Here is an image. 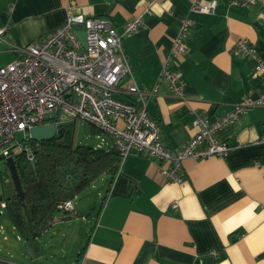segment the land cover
I'll list each match as a JSON object with an SVG mask.
<instances>
[{
  "label": "crops",
  "instance_id": "0c3cea01",
  "mask_svg": "<svg viewBox=\"0 0 264 264\" xmlns=\"http://www.w3.org/2000/svg\"><path fill=\"white\" fill-rule=\"evenodd\" d=\"M217 1L213 13L190 11L189 0H163L152 13H144L148 0H73L75 11L108 19L119 33L127 20L143 14L145 25L123 36L133 75L122 78L114 95L133 101L127 93L133 80L155 90L146 98L147 110L171 151L180 150L197 132L196 111L212 121L246 95L264 91L256 60L234 49L237 39L247 38L264 57L263 7ZM67 5L68 0H0V27L9 24L5 39H0V64L17 57L11 44L39 42L61 27ZM185 17L193 25L187 51L180 54L173 51V43ZM74 29L85 43L84 27ZM6 52L9 58L2 62ZM167 57L181 74L184 99L173 96L168 83L160 80ZM263 137L264 106L254 107L217 132L220 141L234 148L223 157L184 159L179 184L163 182L158 161L132 151L113 182H106L105 192L99 191L100 204L87 221L88 230L80 231L81 245L72 264H264ZM109 139L108 147L100 146L114 147ZM8 214L11 227L0 225V264H51L37 240L38 251L30 246L24 256L28 261L19 258L14 244L8 243V229L17 240L31 242Z\"/></svg>",
  "mask_w": 264,
  "mask_h": 264
},
{
  "label": "built area",
  "instance_id": "2783aa9c",
  "mask_svg": "<svg viewBox=\"0 0 264 264\" xmlns=\"http://www.w3.org/2000/svg\"><path fill=\"white\" fill-rule=\"evenodd\" d=\"M217 0H189V9L198 13H213ZM235 7L259 5L264 0H231ZM155 4L163 0H148L144 13H152ZM66 22L43 37L39 42L25 46L11 44L17 57L0 64V151L13 155L27 149L26 139L32 128L44 124H63L68 117L84 119L108 134L123 160L138 152L158 161V175L163 182L182 183V161L187 158L207 159L223 157L233 145L220 141L217 132L234 124L241 115L254 107L264 106V91L244 99L215 120H209L196 111L193 125L197 132L180 150H169L161 138V126L147 110L146 98L155 90L140 87L135 80L128 84L127 93L133 101L117 98L122 78L133 75L132 66L123 46V36L137 32L145 25L143 14L131 17L118 32L108 19L89 17L74 10L68 0ZM82 25L85 43L78 37L74 26ZM192 19L181 21L173 43V51L184 54ZM9 24L0 27V39H5ZM236 52L256 60L255 72L264 79V57L247 38L234 43ZM170 57L162 65L160 80L168 83L173 96L184 99V88L179 71L170 67ZM124 124L119 126L117 121ZM24 135V144L17 134ZM264 142V137L259 139ZM123 162V161H122ZM255 164H259L256 161ZM2 207L6 202L0 203ZM75 210L73 200L60 205ZM16 264V263H14Z\"/></svg>",
  "mask_w": 264,
  "mask_h": 264
},
{
  "label": "trees",
  "instance_id": "16d2710c",
  "mask_svg": "<svg viewBox=\"0 0 264 264\" xmlns=\"http://www.w3.org/2000/svg\"><path fill=\"white\" fill-rule=\"evenodd\" d=\"M58 127L54 138L30 139L27 149L15 153L23 197L15 191L8 172L13 190L1 201L36 251V236L51 226L58 212L72 218L75 210L63 209L61 203L84 194L99 178L112 183L123 161L115 147L77 144L71 125Z\"/></svg>",
  "mask_w": 264,
  "mask_h": 264
},
{
  "label": "rangeland",
  "instance_id": "374dc122",
  "mask_svg": "<svg viewBox=\"0 0 264 264\" xmlns=\"http://www.w3.org/2000/svg\"><path fill=\"white\" fill-rule=\"evenodd\" d=\"M9 55L10 52H6L5 55H1V61L3 62L8 59ZM63 124L71 125L73 127L74 141L77 144L79 143L92 146L105 145L108 147L111 142L108 134L101 131L100 129L98 132L96 130L97 127L95 128L93 124L84 119L68 117ZM16 138L18 142L24 144V135L22 133H18ZM26 145L27 147L30 146L29 136L26 139ZM8 172L9 171L6 161L3 159L0 160V196H8L13 190L12 182L9 179ZM106 182L107 181L104 178H99L95 184L84 194L73 198L76 209L72 218H63V213L58 212L54 218V222H52V225L41 235L36 236L39 248L47 254V259L51 264L73 263L74 258L79 252V246L81 245V243L78 241V239L82 238L80 231L88 230L87 221L89 223L91 217L94 215L93 212L89 217H84L83 213L88 212L94 206H99L101 196H99L98 193L99 191L105 192ZM0 212V225L6 224L8 225V228L11 227L13 220L9 216L8 212L1 206ZM8 230L10 235V240L8 243L14 244L12 247L17 251L20 259L28 261L26 258H24V256L26 255L25 252H28L27 249L31 245L26 244L23 240H17L16 234L11 233L12 229ZM13 252L15 253V251Z\"/></svg>",
  "mask_w": 264,
  "mask_h": 264
},
{
  "label": "water",
  "instance_id": "95a60500",
  "mask_svg": "<svg viewBox=\"0 0 264 264\" xmlns=\"http://www.w3.org/2000/svg\"><path fill=\"white\" fill-rule=\"evenodd\" d=\"M59 131V127L55 124H44L40 126H36L31 129L29 138L36 141L50 140L54 138ZM0 159L5 160L7 163V167L11 176V179L14 184L15 191L23 197V189L22 184L19 179V175L17 173V169L14 162V155L12 149L9 148L7 153H0ZM2 200V197H0ZM0 200V203H1ZM95 211V207H92L88 212L83 213L84 217H89ZM44 263V261H42Z\"/></svg>",
  "mask_w": 264,
  "mask_h": 264
},
{
  "label": "flooded vegetation",
  "instance_id": "af4514ba",
  "mask_svg": "<svg viewBox=\"0 0 264 264\" xmlns=\"http://www.w3.org/2000/svg\"><path fill=\"white\" fill-rule=\"evenodd\" d=\"M1 260V259H0Z\"/></svg>",
  "mask_w": 264,
  "mask_h": 264
}]
</instances>
